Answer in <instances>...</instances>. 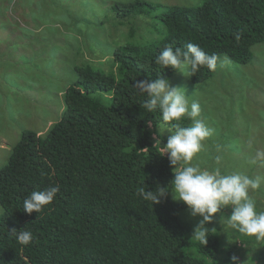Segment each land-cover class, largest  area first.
Here are the masks:
<instances>
[{"label":"trees","instance_id":"obj_1","mask_svg":"<svg viewBox=\"0 0 264 264\" xmlns=\"http://www.w3.org/2000/svg\"><path fill=\"white\" fill-rule=\"evenodd\" d=\"M109 9L113 33L124 38V44L113 39L109 70L75 67L60 120L43 135L22 130L0 167V264H232L234 256L237 264H264V240L211 223L215 231L203 245L190 238L199 220L179 218L186 205L171 194L155 205L140 196L141 188H166L174 175L151 142L160 113H148L147 97L133 87L148 75L157 78L155 58L169 45L184 49L191 42L208 55L251 63L252 49L264 43V0L188 7L116 0ZM213 72L203 67L190 82L202 84ZM175 73L161 75L169 80ZM50 185L60 186L54 202L38 214L24 212V199ZM24 228L34 235L29 246L12 235Z\"/></svg>","mask_w":264,"mask_h":264},{"label":"rangeland","instance_id":"obj_2","mask_svg":"<svg viewBox=\"0 0 264 264\" xmlns=\"http://www.w3.org/2000/svg\"><path fill=\"white\" fill-rule=\"evenodd\" d=\"M115 1L0 0V167L7 163L22 130L43 135L60 120L64 92L77 80L75 67L88 64L109 70L105 63L112 57L113 39L124 44V38L113 33L108 17ZM153 1L168 6L200 4V0ZM152 36L156 35L149 32V38ZM252 52L247 65L234 64L220 55L213 76L202 84H193L177 72L169 79L201 105L202 118L213 129L192 162L201 168L264 176V161L257 158V152L264 153V43ZM162 125L151 127V142L161 155L168 139ZM168 127L173 128L172 124ZM216 145L222 146L220 152ZM250 194L264 211V188ZM188 214L192 217L185 209L179 218L187 221ZM222 214L212 224L227 227L230 209Z\"/></svg>","mask_w":264,"mask_h":264},{"label":"clouds","instance_id":"obj_3","mask_svg":"<svg viewBox=\"0 0 264 264\" xmlns=\"http://www.w3.org/2000/svg\"><path fill=\"white\" fill-rule=\"evenodd\" d=\"M219 59L218 55H208L198 44L191 42L184 49L169 45L155 58V64L161 69L157 78L152 79L148 75L147 79L136 80L133 84L139 94L147 97L142 107L148 113H160L162 127L168 134L167 144L161 147L160 156L167 155L174 175L166 188L157 187L155 191L141 188L139 194L153 205L159 204L161 198L169 194L174 201L186 205L192 217L202 218L193 229L192 239L203 245L208 243L209 235L215 231V228L209 230L206 225L213 223L218 214L221 217L224 209L231 212L227 217L229 229L264 240V211L258 209L256 200L250 194L262 189L264 176L252 177L243 171L223 172L219 167L208 170L192 163L203 150L204 142L212 137L213 129L202 118L201 105L191 100L184 88L172 86L161 75L166 69H172L191 78L203 67L215 71ZM185 119L191 121V126L180 127ZM173 122H176L174 130L168 127ZM221 148V145H216L217 152ZM257 158L264 161V153L257 152ZM215 159L219 164L221 157L217 155ZM169 186L171 191H167ZM59 192V185L33 191L24 199L23 211L29 215L42 212L54 202ZM26 228L12 232L23 246H29L34 241L33 233ZM232 264H237L235 256L232 257Z\"/></svg>","mask_w":264,"mask_h":264}]
</instances>
